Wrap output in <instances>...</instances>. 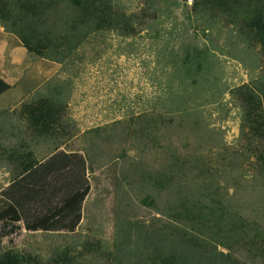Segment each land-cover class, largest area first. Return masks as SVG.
Masks as SVG:
<instances>
[{"label": "rangeland", "instance_id": "obj_1", "mask_svg": "<svg viewBox=\"0 0 264 264\" xmlns=\"http://www.w3.org/2000/svg\"><path fill=\"white\" fill-rule=\"evenodd\" d=\"M4 1L0 77L15 84L0 95V198L22 186L12 182L25 164L60 151L81 155L84 168L73 157L41 181L20 209L24 220L59 204L78 178L89 191L73 230L17 221L0 234V257L160 264L156 240L183 227L178 235L199 250L264 264V135L253 134L244 101L254 95L264 110V57L246 28L254 6L95 0L84 19V0H38L48 6L37 21L49 44L40 56L14 31L33 22L19 13L23 0ZM104 9L112 24L99 20ZM183 62L192 75L181 81ZM35 104L49 109L44 130L28 117Z\"/></svg>", "mask_w": 264, "mask_h": 264}, {"label": "trees", "instance_id": "obj_2", "mask_svg": "<svg viewBox=\"0 0 264 264\" xmlns=\"http://www.w3.org/2000/svg\"><path fill=\"white\" fill-rule=\"evenodd\" d=\"M194 4L198 5L200 9H222L223 6H228L233 3L237 5L244 4L247 6H254L252 14L248 16L246 28L253 34L260 44L261 51L264 57V1L261 0H193ZM85 5L83 6V18L88 19L91 15L93 17L95 14L90 10V6L96 4L95 0H84ZM6 5V1L0 0V19H8L10 15V8L4 10L3 8ZM19 13L24 14L25 16H30L32 23H27L25 21L24 26L20 31L18 28L14 30L18 35L22 45L30 52L44 56V51L47 49L49 44L46 42L45 38L48 40V37H38L44 35L45 28L44 22H37L41 20L42 13L45 11L48 6L46 3L38 0H23L18 5ZM125 15V14H123ZM127 20H130L131 17H125ZM35 19V20H34ZM112 15L107 12L106 9L102 10V15L99 17V20L107 24H112ZM35 23L39 25V29L36 27ZM183 64V65H182ZM181 64L182 74L181 81L192 75V70L189 71V68L186 67V63ZM10 88L9 83L0 77V95L7 91ZM182 91H178L176 94L177 98L182 97ZM244 101L247 104L246 115L249 120H251V130L254 135L262 136L264 135V110L261 108V103L255 98L254 95H248ZM183 105V103H181ZM28 117L33 122L35 127L40 130H44L46 127L45 120L49 118V109H44V105L35 104L29 106L28 108ZM77 159L82 164L84 168V161L81 155L71 152L66 153L64 151L56 152L50 155L47 159L37 162L35 164L28 163L24 165L23 172L18 176L20 178L15 179L13 187L17 184L22 183V186L17 189L16 192L6 193L4 192L9 200L6 198H0V220L2 229L6 228L4 232L0 230L1 236H6L7 234H12L17 221L23 220L25 228L28 230H59V229H69L73 230L80 220V207L85 195L89 191V185L87 183L83 184L81 178L72 181L71 185L67 186L68 192L63 197L62 201L59 204H55L49 211L38 212L35 214L34 219L29 222L25 221L23 214L20 209H22L23 203L25 204L27 198L31 197L33 191H37L42 182L46 183L48 176L58 173L59 170L63 167H70L72 163V158ZM263 154L260 155L262 159ZM82 160V161H81ZM42 181V182H41ZM79 184L80 187L77 185ZM34 185H37L34 187ZM52 194L48 195L47 199L50 198ZM26 208H23V213L25 215ZM29 211V210H28ZM33 214V213H32ZM30 215V214H29ZM72 216V218L67 219V217ZM226 221H233L235 219L232 217L224 216ZM15 224V225H14ZM179 229V228H178ZM179 235L183 234V227L180 228ZM177 233L172 235L171 233L165 235L161 239L156 240V246L154 250L158 251V256L160 257V264H237L232 258L229 251L224 252L221 250H212V248L204 247L202 250H199L198 247H195L193 238L189 235V240L185 238V243L183 242V237H180ZM167 239L170 243L168 246L166 244ZM209 245V243H205ZM218 244H221L220 242ZM225 247V246H224ZM207 249V250H205ZM216 249V247H215ZM20 258L16 254L10 252L3 254L0 257V264H20Z\"/></svg>", "mask_w": 264, "mask_h": 264}, {"label": "crops", "instance_id": "obj_3", "mask_svg": "<svg viewBox=\"0 0 264 264\" xmlns=\"http://www.w3.org/2000/svg\"><path fill=\"white\" fill-rule=\"evenodd\" d=\"M6 80V79H5ZM7 81V80H6ZM8 82V81H7ZM9 83V85H10V88L9 89H11V87H12V85L13 84H15V82H12V83H10V82H8ZM66 152V151H65ZM66 153H71V152H66ZM52 155V154H51Z\"/></svg>", "mask_w": 264, "mask_h": 264}]
</instances>
